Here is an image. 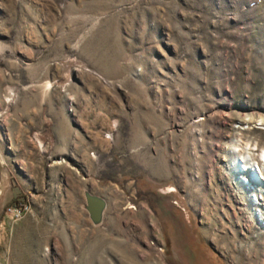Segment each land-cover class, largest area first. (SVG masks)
Wrapping results in <instances>:
<instances>
[{
	"label": "rangeland",
	"instance_id": "1",
	"mask_svg": "<svg viewBox=\"0 0 264 264\" xmlns=\"http://www.w3.org/2000/svg\"><path fill=\"white\" fill-rule=\"evenodd\" d=\"M263 149L264 0H0V264H264Z\"/></svg>",
	"mask_w": 264,
	"mask_h": 264
},
{
	"label": "crops",
	"instance_id": "2",
	"mask_svg": "<svg viewBox=\"0 0 264 264\" xmlns=\"http://www.w3.org/2000/svg\"><path fill=\"white\" fill-rule=\"evenodd\" d=\"M71 124L63 119L54 125L50 136L39 135L36 140L40 144H45L54 157L79 158V161L75 160L73 164L83 171V169H86L85 163H87L86 157L89 156V146H91V149H98L103 147L105 141L98 137L90 139L80 134L81 128L73 127Z\"/></svg>",
	"mask_w": 264,
	"mask_h": 264
},
{
	"label": "water",
	"instance_id": "3",
	"mask_svg": "<svg viewBox=\"0 0 264 264\" xmlns=\"http://www.w3.org/2000/svg\"><path fill=\"white\" fill-rule=\"evenodd\" d=\"M87 200V211L89 213V217L95 224L101 223L103 220L104 211L106 209V201L96 195L91 194L90 192L86 193Z\"/></svg>",
	"mask_w": 264,
	"mask_h": 264
},
{
	"label": "bare ground",
	"instance_id": "4",
	"mask_svg": "<svg viewBox=\"0 0 264 264\" xmlns=\"http://www.w3.org/2000/svg\"><path fill=\"white\" fill-rule=\"evenodd\" d=\"M240 150V149H239ZM262 157H263V159H264V149H263V152H262ZM239 157H241V156H239ZM263 161V160H262ZM236 167L237 168H239L238 170H240V171H246L247 169H249L248 167H247V164L246 163H244L243 161H241V158H240V160H239V162L238 163H236ZM259 170H261V168H260V166H259ZM250 171H253V169L252 170H250ZM246 180V179H245Z\"/></svg>",
	"mask_w": 264,
	"mask_h": 264
},
{
	"label": "built area",
	"instance_id": "5",
	"mask_svg": "<svg viewBox=\"0 0 264 264\" xmlns=\"http://www.w3.org/2000/svg\"><path fill=\"white\" fill-rule=\"evenodd\" d=\"M23 210L24 208L10 209V211L12 212L11 214L17 219L21 218Z\"/></svg>",
	"mask_w": 264,
	"mask_h": 264
}]
</instances>
